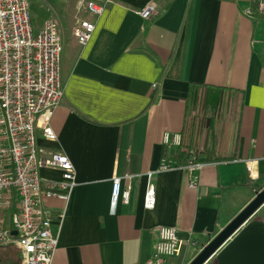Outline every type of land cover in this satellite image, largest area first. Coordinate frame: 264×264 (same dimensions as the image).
<instances>
[{
  "label": "crops",
  "instance_id": "1",
  "mask_svg": "<svg viewBox=\"0 0 264 264\" xmlns=\"http://www.w3.org/2000/svg\"><path fill=\"white\" fill-rule=\"evenodd\" d=\"M88 1L53 2L63 97L50 121L56 140L38 136L39 172L60 180L48 160L65 153L77 185L67 202L44 199L64 214L52 264H147L158 226L180 238L166 264H188L264 187V18L243 14L251 0H112L100 16L81 6ZM149 2L159 11L143 20L136 11ZM79 19L95 23L86 44L73 34ZM189 83L224 89L214 114L187 102ZM190 105L198 135L187 129ZM166 132L206 162L197 190L182 167L148 180ZM114 174L125 177L130 200L111 212ZM149 182L155 204L145 209ZM15 253L17 262L0 264H19Z\"/></svg>",
  "mask_w": 264,
  "mask_h": 264
},
{
  "label": "built area",
  "instance_id": "2",
  "mask_svg": "<svg viewBox=\"0 0 264 264\" xmlns=\"http://www.w3.org/2000/svg\"><path fill=\"white\" fill-rule=\"evenodd\" d=\"M111 1L91 0L81 6L100 16ZM158 11L157 5L149 2L136 14L148 20ZM242 12L252 19L264 18V0H251ZM94 30V22L79 19L73 34L80 44H86ZM62 47L52 19L34 27L29 0H0V247H15L19 264H52L64 214L55 216L44 199L67 202L77 185L74 165L65 153H53L48 160L50 167L61 172L60 180H45L39 172L38 136L56 140L50 121L63 97ZM179 150L189 154L182 165L177 163ZM205 165L197 148L186 145L182 135L166 132L160 164L146 175L150 180L157 172L182 167L189 173L188 188L197 190ZM124 178L116 174L111 178V212L118 202L128 204L130 200V186H122ZM154 204L155 191L149 182L143 206L152 209ZM252 220L264 223V203L247 222ZM155 233L157 241L147 264H166L180 246L177 228L158 226Z\"/></svg>",
  "mask_w": 264,
  "mask_h": 264
},
{
  "label": "water",
  "instance_id": "3",
  "mask_svg": "<svg viewBox=\"0 0 264 264\" xmlns=\"http://www.w3.org/2000/svg\"><path fill=\"white\" fill-rule=\"evenodd\" d=\"M263 203L264 187L188 264H264V223L247 222Z\"/></svg>",
  "mask_w": 264,
  "mask_h": 264
},
{
  "label": "rangeland",
  "instance_id": "4",
  "mask_svg": "<svg viewBox=\"0 0 264 264\" xmlns=\"http://www.w3.org/2000/svg\"><path fill=\"white\" fill-rule=\"evenodd\" d=\"M54 1L55 0H29V11H30L32 23L35 28L41 27V25L44 23L46 19L55 20V18L52 17L53 10L55 9L54 3H53ZM54 12H57V11H54ZM194 110L195 109L190 105L188 109V120H191V119L192 120L189 123V126L187 129L189 130L190 128V130L193 131L192 132L193 135L196 133L198 135L200 132V129H199V125L197 122L199 121L198 119L200 118V115H199L200 113L196 114ZM202 112H204V110ZM198 153L200 155L199 150H198ZM15 254H16L15 248H13L12 246L0 247V263L6 262V261L7 262L16 261ZM208 264H215V260L212 259Z\"/></svg>",
  "mask_w": 264,
  "mask_h": 264
},
{
  "label": "trees",
  "instance_id": "5",
  "mask_svg": "<svg viewBox=\"0 0 264 264\" xmlns=\"http://www.w3.org/2000/svg\"><path fill=\"white\" fill-rule=\"evenodd\" d=\"M223 88L205 84L189 83L187 91V102L193 103L197 108L211 110L213 114L218 110L222 99ZM177 163L182 165L189 159V154L185 150H179L177 153ZM217 160H228L227 157H214ZM207 159V158H206ZM200 160H202L200 158Z\"/></svg>",
  "mask_w": 264,
  "mask_h": 264
}]
</instances>
